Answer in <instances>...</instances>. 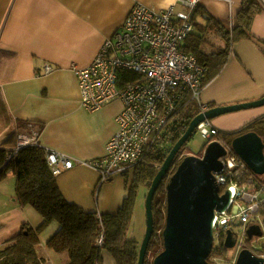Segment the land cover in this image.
<instances>
[{
	"label": "crops",
	"instance_id": "crops-1",
	"mask_svg": "<svg viewBox=\"0 0 264 264\" xmlns=\"http://www.w3.org/2000/svg\"><path fill=\"white\" fill-rule=\"evenodd\" d=\"M177 1L0 0V147L16 150L20 136H34L45 150L73 161L70 169L55 175L68 202L99 214L116 213L128 192L126 175L116 173L100 183L97 172L85 162L105 154L117 130L122 103L113 100L94 112L87 111L81 105L73 67L84 68L93 62L134 4L162 9ZM241 2L199 0L197 6L230 25ZM260 2L262 10L252 20L250 36L232 45L227 63L204 83L202 102L215 107L264 96V0ZM46 64L50 72H45ZM261 117L264 105L220 115L211 123L220 132H231ZM12 132L16 135L8 138ZM9 179H14L12 171L0 180V245L16 235L22 224L37 228L43 222L32 206L18 204L13 183L6 184ZM57 230L58 224L52 222L38 235L37 253L43 264L67 260L64 253L52 256L48 250L47 242ZM102 256L103 264H115L108 252Z\"/></svg>",
	"mask_w": 264,
	"mask_h": 264
},
{
	"label": "built area",
	"instance_id": "built-area-1",
	"mask_svg": "<svg viewBox=\"0 0 264 264\" xmlns=\"http://www.w3.org/2000/svg\"><path fill=\"white\" fill-rule=\"evenodd\" d=\"M198 1L178 0L162 9L134 4L93 62L84 68L73 67L81 105L87 111L94 112L113 100L122 103L116 116L117 130L108 140L105 154L85 162L97 172L98 182H106L116 173L132 172L151 145L163 138L164 128L178 124L173 114L184 98L197 103L199 113L208 109L209 105L201 101L206 68L182 47L194 30L191 14ZM44 69L50 72L51 66L46 64ZM187 127L188 123L182 126L180 137ZM196 130L207 143L222 142L210 120L199 123ZM19 140L17 149L37 143L34 136H20ZM224 147L226 155L219 158L222 169L213 176L220 191L230 192V199L224 210L214 213L209 262L217 263L215 246L219 242L224 245L226 232L235 222L246 226L239 238L232 231L235 245L231 249L236 250V258L241 249H248L264 259V182L257 180L227 145ZM46 161L53 175L73 166L66 155L50 150H46ZM250 225H258L262 235L252 236L248 244L246 230Z\"/></svg>",
	"mask_w": 264,
	"mask_h": 264
},
{
	"label": "trees",
	"instance_id": "trees-1",
	"mask_svg": "<svg viewBox=\"0 0 264 264\" xmlns=\"http://www.w3.org/2000/svg\"><path fill=\"white\" fill-rule=\"evenodd\" d=\"M261 10L260 0H242L231 26L210 16L199 6L192 10L191 18L195 27L184 40L182 47L206 68L204 83L216 76L227 63L232 45L250 36L252 20ZM209 106L212 107L213 104ZM199 111V105L189 98L181 100L173 114L174 121H178V124L164 128L163 138L153 143L143 160L134 166V184H129L125 179L128 192L121 207L114 214L86 211L79 205L68 202L58 187L57 177L47 165L46 150L38 142L17 150L0 147V180L8 171H12L18 204L32 206L43 218L42 224L37 228L28 223L22 224L16 235L0 245V264H43L44 259L37 253L40 243L38 235L52 222L58 224V230L48 240L47 247L67 256L62 264H103V252L111 254L115 264H137L139 241L127 237L134 208L135 189L145 186L148 190L172 145L180 138L182 126L190 122ZM249 130L255 131L264 143V117L252 120L238 131H219L217 138L222 142H230L233 137ZM15 135L12 132L8 138ZM183 149L185 148L182 147L175 155L171 168L186 156ZM175 169L167 173L154 195V230L144 264H152L154 257L163 249L161 232L166 210V177L169 178ZM100 237L101 242L98 243ZM226 250L221 242L214 249L223 253Z\"/></svg>",
	"mask_w": 264,
	"mask_h": 264
},
{
	"label": "water",
	"instance_id": "water-1",
	"mask_svg": "<svg viewBox=\"0 0 264 264\" xmlns=\"http://www.w3.org/2000/svg\"><path fill=\"white\" fill-rule=\"evenodd\" d=\"M264 105V96L252 101L210 107L198 113L188 124L182 136L172 145L169 153L153 177L145 196L146 226L138 250L137 264H144L145 255L154 230L152 203L154 195L167 175L175 155L190 137L197 125L220 115ZM264 143L254 131L242 133L231 140L230 150L246 163L255 174H264ZM226 155L225 147L218 141L207 144L202 157H184L169 176L165 185L166 210L162 229L163 249L152 264H211L208 258L213 250L212 220L215 211L224 210L230 199L226 189L220 193L213 172L222 169L220 157ZM248 238L261 236L258 225L246 230ZM224 249L235 245L229 229ZM234 264H264V259L248 249H241Z\"/></svg>",
	"mask_w": 264,
	"mask_h": 264
},
{
	"label": "rangeland",
	"instance_id": "rangeland-1",
	"mask_svg": "<svg viewBox=\"0 0 264 264\" xmlns=\"http://www.w3.org/2000/svg\"><path fill=\"white\" fill-rule=\"evenodd\" d=\"M210 108V106L208 107V109ZM212 122V120H211ZM1 123V122H0ZM227 137H230L229 135ZM230 140V139H228ZM232 140V139H231ZM207 139L204 138L201 135L200 130H194L192 132V134L190 135V137L187 139V141L183 144V147L185 149H183V154L184 155H194V156H200L201 154L203 155V152L207 146ZM225 145H227L229 148H231V141L230 142H225ZM173 165V162H172ZM177 166V165H176ZM176 166H174L173 168L170 167L169 171L171 172L172 170H174L176 168ZM168 171V172H169ZM126 175V181H129V184H134L132 183L133 181V176L134 174L132 172H127L125 173ZM255 177L257 178V180L264 182V174L258 175L255 174ZM168 177H166V181H167ZM10 181L13 183V187H14V179H9L7 180V183H10ZM224 189L221 188V191H223ZM136 193L134 195V208H133V213H132V219L130 220V228L128 230V234L127 237L130 239H137L139 241V246L140 243L143 239L144 236V232H145V226H146V214H145V196L147 193V188L145 186H139L135 189ZM166 202V200H165ZM157 218V216H156ZM243 227L246 226H242L240 224H238L237 222H235V225L231 226L232 231L234 232V234L236 236H238V238L243 234ZM262 229L264 231V225L262 226ZM162 236V235H161ZM246 242L248 244H251V239L247 238ZM255 244V243H254ZM49 252L52 254V256L56 255L57 253H55L52 249H48ZM215 258H218L216 260V264H234L235 263V258H236V250L235 249H227L226 251L223 252H216L215 255H213ZM212 257V256H210ZM48 259H46V263Z\"/></svg>",
	"mask_w": 264,
	"mask_h": 264
}]
</instances>
